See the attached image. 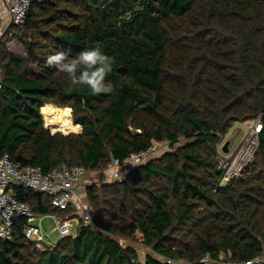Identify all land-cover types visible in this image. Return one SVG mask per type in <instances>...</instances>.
Segmentation results:
<instances>
[{
  "label": "trees",
  "instance_id": "obj_1",
  "mask_svg": "<svg viewBox=\"0 0 264 264\" xmlns=\"http://www.w3.org/2000/svg\"><path fill=\"white\" fill-rule=\"evenodd\" d=\"M25 55L0 40V157L48 171L106 170L112 157L166 142L124 179L88 186L92 226L39 247L17 220L0 264H243L264 255V0H32ZM99 46L113 59L112 91L92 95L46 60ZM71 107L81 133L51 132L42 108ZM261 121L254 160L220 184V136ZM41 213L62 211L15 186ZM137 233L153 253L140 259ZM258 264V263H255Z\"/></svg>",
  "mask_w": 264,
  "mask_h": 264
},
{
  "label": "built area",
  "instance_id": "obj_2",
  "mask_svg": "<svg viewBox=\"0 0 264 264\" xmlns=\"http://www.w3.org/2000/svg\"><path fill=\"white\" fill-rule=\"evenodd\" d=\"M31 2L32 0H0V37L4 34H12L15 28L25 22ZM4 80L5 73L0 69V88L3 87ZM261 129V121L256 120L255 134L257 135ZM160 144L154 142L150 147L134 151L124 158L112 157L106 171L111 172L113 181L122 180L153 157L161 147ZM255 151L256 148L252 154V162ZM219 159V168L225 169L220 184L239 179L248 166L239 169L234 167V161L230 162L229 159H221V157ZM87 173L88 170L83 165H64L44 171L41 166L15 161L8 153L0 157V241L12 239L15 225L20 218L24 219L25 237L39 247L45 244L43 241L46 238L48 245L59 242L52 241L43 227V220L48 216L53 218L54 229L59 232L61 238L75 237L79 228L92 226L96 212L88 197L87 189L91 184L86 180ZM16 185L25 191L48 196L53 207L70 212L65 215L38 212L28 201L18 197L15 191ZM119 242L124 247L128 245L124 238H119ZM166 261L177 264H233L230 261L216 262L209 253H206L198 263H188L183 258L178 261L169 258ZM255 263L264 264V255L243 264Z\"/></svg>",
  "mask_w": 264,
  "mask_h": 264
},
{
  "label": "rangeland",
  "instance_id": "obj_3",
  "mask_svg": "<svg viewBox=\"0 0 264 264\" xmlns=\"http://www.w3.org/2000/svg\"><path fill=\"white\" fill-rule=\"evenodd\" d=\"M0 40L6 45V47L18 54L25 55L26 50V37L23 35V31L20 27L14 29L12 34H4L0 37ZM1 69V66H0ZM2 70V69H1ZM60 107V106H59ZM63 108V107H62ZM42 113V112H41ZM70 120L73 124V112L68 115ZM256 121L254 120H245V121H237L235 122L230 129L227 131L226 134L220 136V140L217 144V148L219 150V158L221 159H229L230 162L234 161V167L242 169V167L249 165L252 163V154L257 146L258 139L257 135L254 132V126ZM45 126L47 125L45 119ZM78 130L72 132H78L80 130V126L76 125ZM47 127V126H46ZM49 128V127H48ZM50 129V128H49ZM51 132L53 130L50 129ZM61 132V131H60ZM54 133V132H53ZM228 143V151L225 152L223 150L224 145ZM161 147L159 148L158 152L153 156H160L164 151L170 150L168 143L161 142ZM220 161V159H219ZM108 173V172H107ZM106 173V170H88L86 175V180L90 184L95 185H103L109 182H112V177ZM133 173V172H132ZM132 178L136 177V173L131 175ZM91 202V201H90ZM55 222L52 217L48 216L43 220V227L47 233H49L50 239L54 242H58L61 239V235L57 230L54 229ZM48 239L46 238L42 245L48 246L47 244ZM127 244L134 246L139 255L140 259L144 261L146 254H154L152 249H150L143 241V238L139 233H137L136 238L126 239ZM156 255V254H154Z\"/></svg>",
  "mask_w": 264,
  "mask_h": 264
},
{
  "label": "clouds",
  "instance_id": "obj_4",
  "mask_svg": "<svg viewBox=\"0 0 264 264\" xmlns=\"http://www.w3.org/2000/svg\"><path fill=\"white\" fill-rule=\"evenodd\" d=\"M113 59L99 46L85 48L74 58L65 52H58L47 58L48 66H55L59 72L66 73L73 85H86L92 95L110 93L112 87L105 78L112 72Z\"/></svg>",
  "mask_w": 264,
  "mask_h": 264
},
{
  "label": "bare ground",
  "instance_id": "obj_5",
  "mask_svg": "<svg viewBox=\"0 0 264 264\" xmlns=\"http://www.w3.org/2000/svg\"><path fill=\"white\" fill-rule=\"evenodd\" d=\"M71 110V107L62 108L54 104L42 108L44 120L46 119L47 122L46 126L53 130L54 133L56 131L70 133L78 130L77 124H73L68 116Z\"/></svg>",
  "mask_w": 264,
  "mask_h": 264
},
{
  "label": "crops",
  "instance_id": "obj_6",
  "mask_svg": "<svg viewBox=\"0 0 264 264\" xmlns=\"http://www.w3.org/2000/svg\"><path fill=\"white\" fill-rule=\"evenodd\" d=\"M77 125L80 126V130H79L78 132L83 131V127H82V125H81V124H77ZM107 172H108V173H107ZM106 173L109 174V176H111V172H110V171H106ZM111 179H112V178H111Z\"/></svg>",
  "mask_w": 264,
  "mask_h": 264
},
{
  "label": "water",
  "instance_id": "obj_7",
  "mask_svg": "<svg viewBox=\"0 0 264 264\" xmlns=\"http://www.w3.org/2000/svg\"><path fill=\"white\" fill-rule=\"evenodd\" d=\"M227 145H228V143H226V144L224 145V148H223L224 151H228V147H227Z\"/></svg>",
  "mask_w": 264,
  "mask_h": 264
}]
</instances>
